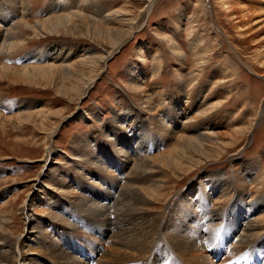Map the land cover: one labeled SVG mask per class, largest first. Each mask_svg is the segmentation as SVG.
Listing matches in <instances>:
<instances>
[{"label":"rangeland","instance_id":"rangeland-1","mask_svg":"<svg viewBox=\"0 0 264 264\" xmlns=\"http://www.w3.org/2000/svg\"><path fill=\"white\" fill-rule=\"evenodd\" d=\"M82 1L26 0L27 18L20 14L9 25L4 18L0 21V66L10 72L6 78L0 77V223L6 238L13 244L25 243L30 250L27 258L34 264H54L42 251L51 246L78 251L73 255L76 259L82 252L85 260H100L111 247L112 219L93 224L94 214L82 204L96 197L113 202L117 193L111 188L114 180L107 191L97 189L109 176L103 172L111 168L118 175L123 166L126 172L121 179H125L140 155L147 161L156 158L152 164L157 172L152 173L164 186L150 210L163 220L162 212L180 199L194 200V212L201 211L204 189L209 195L216 190L210 180L228 182L231 188L226 196H219L221 191L212 195L218 198L210 202L209 211L222 212L242 204L249 211L258 202L264 208V0H101L98 6L105 16H116L98 25L86 15L96 11L84 10ZM19 5L18 12L23 13L22 1ZM7 6L6 0H0L3 17L11 16ZM70 11L83 13L82 19H72V32L37 29L38 23L55 21ZM13 24L23 40L20 35L12 38L14 30L7 32ZM107 30L112 32L109 36ZM40 31L44 36L38 37ZM65 42L74 48L72 54L63 53L69 56L66 65L73 69L71 78L58 72L50 80L27 81L18 72L55 67L53 61L27 59L37 53L38 58L50 45ZM12 43L24 47L11 54L7 46ZM88 47L93 58L103 61L93 59L91 65L85 60ZM59 52L61 49H51L49 55ZM178 109L182 113L175 116ZM128 111L131 122L121 126L119 119ZM161 116H170L171 122L159 125ZM113 120L119 122L113 129L123 128L126 136L125 156L117 162L107 145L115 141L109 135L108 123ZM136 122L139 127L134 136L127 129ZM194 127H200L206 137L204 154L186 146L189 140L198 139ZM101 130L108 134L105 144L99 138ZM86 142L91 145L82 146ZM49 149L52 162L45 168ZM178 151L187 152L183 154L186 158L182 156L183 167L172 160ZM119 193L121 203L128 192ZM75 195L84 201L72 206L67 198ZM239 195L244 196L243 201ZM243 213L242 209L238 215L239 230L247 221ZM228 217L220 229L234 221L233 215ZM258 218L264 221V212ZM34 219L47 239L33 229ZM255 219L249 222L255 224L259 220ZM215 246L208 248L213 264L227 263L225 254L215 255Z\"/></svg>","mask_w":264,"mask_h":264},{"label":"bare ground","instance_id":"bare-ground-1","mask_svg":"<svg viewBox=\"0 0 264 264\" xmlns=\"http://www.w3.org/2000/svg\"><path fill=\"white\" fill-rule=\"evenodd\" d=\"M6 1L8 2V6L6 8V11H9V9H10L11 16L7 17V15H5V17H3V15L0 12V21L2 18H4V21H3L4 24L6 23L7 25H9L10 23L14 22V20L17 19L20 16V14H22L23 18H27L28 11H29V5L26 3V0H20V1H22V4H23V10H22L23 13L18 12L19 8H20V5H19L20 1L19 0H6ZM100 1L101 0H83L82 1V3H83L82 8L84 10H88L91 8V9H94L96 11V12L93 11L94 14L91 13V14H86V15H87L88 20L91 23H94L97 25L100 24L102 21H104V22L109 21L110 22L111 21L110 19L116 14V13H114L112 15L111 13H107V15L105 16V14H104L105 10L103 9L104 12H102L98 6L100 4ZM149 7H150L149 10H150L152 6L149 5ZM82 15H83V13H81V11L77 12V13H76V11L75 12L70 11L69 15H63V16L55 19V21H53L52 19H47L43 23H41V22L38 23L37 29L38 30H46L48 33L49 32L54 33V32H57V31L62 29L65 32L69 33L75 29V25L73 24L72 19L73 18H81L82 19ZM23 18L21 19V21H23ZM84 18L87 19L86 17H84ZM112 21H113V19H112ZM24 22H25V20H24ZM11 30H14V32H15L14 34H12V38H16L17 36L20 35V33L17 30V27H15V24L10 25V28L7 29V32L9 33V32H11ZM1 31H2V29H1ZM111 33L112 32H110L109 30L106 31L107 36H109ZM37 34H38V37L44 36L43 31L37 32ZM1 35L2 34H0V37H1ZM120 35H121V33H120ZM20 38L22 39V35H20ZM23 38H25V35ZM115 40H117V39H115ZM12 42H14V41H12ZM17 42H18V40H17ZM22 42H24V41H22ZM6 43L8 44V42H6ZM119 43H121L120 40L115 44L116 49L121 45ZM22 46H23V44H21V43H17L15 45L12 43V44H9L7 46V48H9V52H11V54H12V51L18 52L19 49L22 48ZM49 47L51 49H55V51L61 49V52H59L58 55L50 56L49 54L51 52V49L49 48L47 50V52L39 53L40 57L36 58L38 53L35 55L32 54L28 57L27 60L36 59V61L39 63L43 59L46 62L47 61H53L58 66H56L53 63L55 65V67H46V68L30 67V68L20 69L18 72H20L22 74V76L25 80H27V81L50 80V79L55 78V76L57 75L58 72H62L64 77H70L71 78L73 76L72 67L69 65H66L69 61V56L63 55V53H65L67 51H69L70 54H72V52L74 51L73 46H71V45L69 46L65 42V43H60V44H58V43L52 44ZM90 52H91V49L90 48L87 49L86 54H85L86 57L85 56L84 57H85V60L89 61L92 65L93 62L98 57L96 59L93 58L94 56H92L91 55L92 53H90ZM14 53H16V52H14ZM93 59H95V60L93 61ZM103 59H101V60L99 59V60L102 62ZM90 67H92V66H90ZM91 71H93V70H91ZM9 73L10 72L8 71V69H6V66H2V67L0 66V77L6 78ZM88 73H89V71H88ZM89 77H91V76H89ZM78 79L80 80V78H77V80ZM80 82H82V81H80ZM87 84H89V83L87 82ZM76 86H77V84H76ZM78 86H79V84H78ZM79 87H77V88H79ZM73 88H75V85ZM1 102H3V99L0 97V103ZM6 109H9V107H6ZM181 113H182V111L180 109H178L175 111V116H179V115H181ZM200 113L198 112L197 115L198 114L200 115ZM205 113H206V110H205ZM27 114H31V113H27ZM36 114H37V112H36ZM38 114H41V112ZM203 114H204V112H203ZM130 115H131V112L128 111V114H126L125 116H122L121 121L119 119L121 126H126V125L130 124V122H131ZM27 119L29 120L30 117L29 118L27 117ZM114 120H113V122H109L108 124L111 123L109 135H113V137L115 138V141H114L113 145L110 143H107V145L109 147L110 153L112 154V160L117 162L119 159H122L125 156V148H124V144H123V141H124L123 138H125L126 136L124 134L125 131L123 130V128L122 129H116V130L113 129V126H115L116 124L119 123V122H114ZM161 120L165 121V122H162ZM170 120H171L170 116H165V117L161 116L157 122L159 125L162 124L163 126H165L171 122ZM138 122H139V120H138ZM138 122H136V124L134 126L131 125L130 127H128L127 132L131 133L132 135L135 136L136 131L138 130V127H139V125H137ZM205 126H206V123L204 124V127ZM199 128L200 127H194V133H196L195 135H198L196 137L198 139L196 141L195 140H189V142H187L186 146H188L189 148L192 147L195 150L199 151L198 154H204L203 152H205L204 151L205 148L203 147V145H204L203 142H204V139L206 137L200 133ZM207 135H208V137H210L209 136L210 134H207ZM213 135L215 136L214 133H213ZM187 137L189 138L188 135H187ZM99 138L101 140H104V144H105V141L108 139V134L104 133V131L101 130ZM209 139H207V140H209ZM135 141H136V139L133 140V143H135ZM185 143H186V140H185ZM90 145L91 144L89 142L82 144V146H90ZM142 145L143 144L141 142H139L137 147H140V149H141ZM207 147H208V145H207ZM51 149H49L48 153H47L45 168L50 166V164L52 162V159H51L52 150ZM111 149H112V151H111ZM137 151L138 152H136V154L139 153V150H137ZM171 151H172V149H171ZM174 151H175V149H174ZM129 153L131 155L130 151H129ZM185 153H187V152H185ZM185 153H183L182 151L181 152L178 151L177 155L172 160L182 166L183 165L182 159L186 158V156L184 157V155H183ZM193 154H195V153H193ZM190 155H192V153ZM92 156L93 155L91 154L90 157H92ZM147 158H149L148 155H147ZM169 158H171V156H169ZM86 159L88 161V158H86ZM162 160H164V159H162ZM150 161H147V159H146V157H144V155L143 156L140 155L137 158L135 157L134 165H133L131 171L127 174V177L125 179H121L122 178L121 176H124L125 172H126V169L123 166L119 167V172L121 174H118V175H114L113 174L114 172L113 171H112L113 173L111 172V170H112L111 168H108L107 171L103 172V174H107L109 176L103 181V183L97 189L102 190V191H107L110 188V182H112V180H114V182L112 183V186H111V188L113 190H116L117 193H118V190L122 191V193H123V191L128 192L127 194L125 193L127 195V198L124 199L125 201L123 200V202L120 203V200H119L120 197L119 196L121 193H119V194L116 193L115 200H113V202H109L110 200H108V199H102V198L98 199L96 197V198H93V199L88 200V201L85 200L86 202H84V204H82L84 208L87 207L88 211H90L94 214L92 221H91L93 224H100V223H102L103 219L104 220L112 219V226H113L112 231H113V233H112V236L110 237V243L109 244L111 245V247L109 249V252L102 253V254H104L103 257L100 260H96L94 262H92L91 259L85 260L82 252L80 253L79 258L77 257V259H76L73 257V255L74 254L78 255V251H74V250H70V249H67V250L59 249V248H55L54 246L43 249L42 251L45 253V255L49 259H51L54 262V264H90V263H93V264H213V262L210 259V256L213 255V253H210L211 251H208V248L211 247L213 244H216V246L214 248L215 249V255L225 254L226 258H227L226 259L227 263L225 262L226 264H264V221H260V218H258L264 212V208H261L262 204L260 202H258L252 209H249V211L246 210V207L243 204L241 206L233 205V206H231L232 208L227 209V210L225 209L222 212L209 211V209L207 207L210 204V202H212L214 200V198H218V197H216V196L214 197L212 195H215V193H218L217 191H219V192L221 191V194L219 196L225 195L227 192H229V190L231 188V185L227 184L228 182L221 181L222 182L221 183L218 181L216 183H212L213 181L210 180L211 184L212 185L214 184L213 186H215L216 190L213 192L212 195H209V194H207L208 191H205L207 189H204V194L202 195L200 201L198 200L199 205L201 207L200 208L201 211L194 212L195 211V201L194 200L188 201V200L180 199L176 203V205L174 207H172V209L168 208L166 211L162 212L163 213L162 215H164V220H163L162 217H160L158 213L153 212L152 209L150 210V206L152 204H155L154 200H159V198H161L160 192L162 191V187L164 186V184L160 183L162 181L158 182V180H155L156 176L154 175V173L156 174L157 171L154 172L155 166H154V164H152V161H156V158H155V160L154 159L152 160V158H151ZM165 161H167V159ZM160 163H162V162H160ZM167 163H168V161H167ZM162 164H160V165H162ZM115 165L118 168V164L115 163ZM170 165H172V164H170ZM158 166H159V164H158ZM158 166H156V167H158ZM174 167H176V166H174ZM182 167H181V169H182ZM152 172H154V173H152ZM81 175H82V173L80 174V176ZM244 181L246 182L245 179H244ZM78 185H79V183H78ZM263 185H262V187L264 188ZM78 195H75L71 198H67V199H69V203H71L72 206L76 205L77 201H79L80 203L84 201L83 198L78 196ZM184 196H185L184 198H188L187 197L188 195L187 196L184 195ZM225 196H222V197L224 198ZM121 198H123V197H121ZM238 198L240 199L239 201H243L242 199L244 198V196L239 195ZM258 200H260V199H258ZM222 201H223V199H222ZM222 201L216 202V204L221 203ZM79 202H78V204H79ZM242 209L244 211L243 214H245L247 216V217H245L243 215L247 221L245 222L244 229L239 230V227L241 225L237 226V224L240 222L238 220V218L241 215ZM28 212L29 211H26V213H24V214H26L27 217H29V215H30ZM195 213H196V215H195ZM227 214L233 215L234 221H230V223L228 222L229 225L227 224L228 225L227 228H225V229L221 228L220 229L221 224L224 223L223 222L224 219L225 218L230 219V217H228ZM243 216H242V218H243ZM253 217L256 219H259V220L255 221V224L249 222V221H252L251 218H253ZM242 218H241V221H242ZM34 221L36 224L34 225L33 229L36 231H39L38 227H37L39 222H37L36 219H34ZM193 221L198 222V224L195 225L193 223ZM3 228H2V222H1L0 223V264H27L26 263L27 261H28V264H34V261L32 258H27V254L29 253L30 250L27 249V247L24 245L25 243L24 244H13V243H11L5 236L7 233L5 235L3 234V233H5V232H2ZM210 229L214 230L213 235L210 233V231H211ZM206 230H209V231L206 232ZM38 234L40 235L41 239H43V240L47 239V236L44 235L42 233V231H39ZM113 246H114V248H113ZM223 249L225 250L224 252L220 251ZM215 255H214V257H215ZM35 260H36V258H35Z\"/></svg>","mask_w":264,"mask_h":264}]
</instances>
